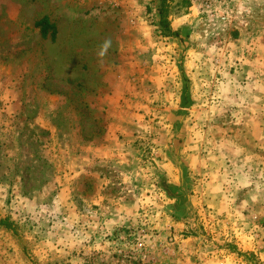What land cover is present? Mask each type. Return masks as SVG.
I'll list each match as a JSON object with an SVG mask.
<instances>
[{
    "label": "rangeland",
    "instance_id": "rangeland-1",
    "mask_svg": "<svg viewBox=\"0 0 264 264\" xmlns=\"http://www.w3.org/2000/svg\"><path fill=\"white\" fill-rule=\"evenodd\" d=\"M114 124L139 216L87 226ZM0 264H264V0H0Z\"/></svg>",
    "mask_w": 264,
    "mask_h": 264
},
{
    "label": "crops",
    "instance_id": "crops-1",
    "mask_svg": "<svg viewBox=\"0 0 264 264\" xmlns=\"http://www.w3.org/2000/svg\"><path fill=\"white\" fill-rule=\"evenodd\" d=\"M111 128L112 129H110L109 132L105 134L103 139L99 140L97 143H91L87 146H84L82 153L77 156V158L69 162L70 173H73V176L71 175L72 178H77V176L80 174H88L90 176H93L96 182L100 181V183L97 184L94 195L91 199H89V201H87L89 210L85 211L84 214L85 224H87V226L92 225V222L89 221L93 219V216L91 215H93L94 211H96L97 214L99 212L100 216L99 218H94V220H100V223L103 224L105 228L110 229H112V227L116 225L135 222L137 220V217L139 216L140 208V199L136 196L131 197L130 195L129 198H124L119 195L111 199L106 197L105 188L110 184V175L107 174L106 176L102 177V174L98 175L92 170L94 164L106 163L109 160L113 159L118 160L119 162L120 160L124 163L126 162L129 153L123 152L121 150V147L125 148V144H127L126 148L131 147V144L126 141L118 143L116 139L118 137L117 132L118 134H125L124 138H127V140L129 141L134 140L135 137L130 136L129 133H127V131L124 130V127L121 125L114 124ZM119 174L122 175V177L120 178L122 183H119V185L126 184L129 178L127 176V173L124 174L122 171H119ZM168 174H170V176H174L173 171L169 172ZM112 175H114V173ZM112 175L110 177H114ZM211 176L217 178H215L214 180H212L211 178L209 179V185H207L206 193L213 192L214 188L216 187L214 181H220V178L222 177V175L217 171L215 173L213 172L210 177ZM169 182L174 183L175 181L171 180ZM194 188L198 190V184L197 186L195 185ZM127 191H129V189H127ZM211 198L212 199L209 200V202L212 203L213 206H215V200L213 197ZM192 204H194L193 201ZM219 207L220 206H215V208ZM92 208H94V210H92ZM74 215L77 217L75 212ZM164 221L165 220H163V222ZM159 225L160 223L158 224V226Z\"/></svg>",
    "mask_w": 264,
    "mask_h": 264
},
{
    "label": "trees",
    "instance_id": "trees-1",
    "mask_svg": "<svg viewBox=\"0 0 264 264\" xmlns=\"http://www.w3.org/2000/svg\"><path fill=\"white\" fill-rule=\"evenodd\" d=\"M46 23H47V19L46 18H43L42 20H40L38 23H37V25L38 26H40L41 27V32H42V34L43 35H45V29L44 28H46ZM160 34H161V36H163V37H167V36H169V30H168V27L165 25V29L164 30H162L161 29V31H160ZM180 203V202H179ZM178 205V204H177ZM180 206V205H179ZM182 207H184V206H182Z\"/></svg>",
    "mask_w": 264,
    "mask_h": 264
}]
</instances>
